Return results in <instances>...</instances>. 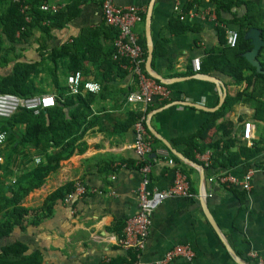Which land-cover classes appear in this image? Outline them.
<instances>
[{"label":"crops","instance_id":"crops-1","mask_svg":"<svg viewBox=\"0 0 264 264\" xmlns=\"http://www.w3.org/2000/svg\"><path fill=\"white\" fill-rule=\"evenodd\" d=\"M194 1L183 0L186 15L181 21L194 31L178 35L174 32L178 27L169 28L171 20L177 17L174 0H114L115 5L120 7L145 8L144 22L136 32L146 42V47V19L153 3V49L161 39L166 42L165 55L155 60L152 69L165 80H172V84L167 86L171 91V100L165 106L155 101L148 107L153 111L146 116V125L149 122L182 158L172 154L157 139L153 144L155 153L151 154L148 189H168L173 184L175 168L187 174L192 183L191 197L168 199L155 210L147 245L141 251L140 259L146 264H161L169 250L180 244H189L195 252L192 261L175 259L167 264H255L256 259L264 261V151L249 166L224 169L218 167L221 157L228 151L235 152L238 144L228 149L220 144L219 152L215 154L206 150L215 156L217 164L213 171L229 170L242 175L248 167L260 169L253 176L250 191L238 190L243 193V198H239L240 193L235 194L233 189L208 184L207 176L213 171L202 168L197 154V162L183 155L186 147L183 139L193 135L203 122L222 108L209 113L187 104L211 110L219 104L220 85L226 91V98L246 90L245 84L233 85L222 75H203L213 78L216 81L213 84L199 79L198 75L202 74L192 73V59L202 61L206 52L218 49V22L204 17L212 13L213 8L202 0L186 11L185 5ZM239 1L262 12L264 24V0ZM56 2L69 5L68 0ZM100 5L101 0L79 1L78 16L52 33L53 42L60 48L71 44L86 30H100L92 43L96 59L92 57L83 61L81 70L83 79L97 83L100 89L93 93L95 99L90 104L91 116L86 120V130L73 145L71 155L49 174L42 187L27 196L24 205L37 209L55 190L65 185L73 187L77 182L89 192L82 198L72 197L69 203L59 202L40 224H31L21 233L16 231L17 234L9 239L21 240L30 253H40L44 264H100L124 256L127 253L119 248L117 240L125 220L137 209V191L142 174L138 168V157L131 147L136 132L132 120L135 115L144 114V110L140 106L126 104L125 96L135 89L133 78L128 73L118 74L108 63V56L114 48V30L105 26ZM235 12L237 16H242L244 9ZM257 30L261 31L264 41V30ZM224 31L225 35L236 32V27L226 24ZM17 51H22L21 60L39 61L38 54L29 45L17 47ZM257 59L261 66L263 64V70L264 48ZM3 73L4 70L0 69V74ZM253 115L251 106L242 103L234 105L229 113L216 120L215 126L201 142L213 144L220 141L223 144L229 139L242 138L245 122L254 126L252 142H259L264 137V122L255 120ZM222 124L224 127H220ZM224 131H230L229 138ZM246 146L249 148L247 143ZM250 149H253V143ZM165 151L167 155L163 154ZM168 159L173 161L174 166L169 165ZM208 214L214 220L218 233L212 229Z\"/></svg>","mask_w":264,"mask_h":264},{"label":"trees","instance_id":"trees-1","mask_svg":"<svg viewBox=\"0 0 264 264\" xmlns=\"http://www.w3.org/2000/svg\"><path fill=\"white\" fill-rule=\"evenodd\" d=\"M56 1L19 0V3H13L12 0H0V69L6 71L0 75V95L10 94L21 98L50 95L39 90L45 88L54 89L55 92V106L42 111L37 116L20 110L9 119H0V133L5 135L3 147L0 149V241L4 242L0 245V264H44L40 253H30L21 240L9 241V239L17 234L16 231L21 233L31 224H40L51 214L55 205L64 202L73 193L72 185H65L51 193L43 205L37 209L24 205L27 196L42 187L49 174L55 172L60 162L71 155L73 145L86 130V120L91 116L90 104L95 99V94L70 96L66 80L71 74L81 72L83 61H88L92 57L96 59L92 51L94 47L92 43L94 37L100 32L99 29L86 30L71 44L60 48L47 50L43 47L44 51L37 52L38 62H20L22 56L16 53L15 47L29 44L31 37L36 33L44 34L50 39L53 31L65 27L78 16L77 7L81 0H68L69 5ZM201 1L187 3L186 11ZM203 1L211 4L215 20L218 22L216 28L218 49L204 54L200 74L225 76L232 81L233 85L245 84L246 90L234 97H227L218 112L203 122L193 135L183 139L186 146L183 155L197 162V153L211 150L215 154L219 152L220 144L228 149L236 143L237 150L228 151L222 156L218 167L226 169L249 166L264 151V137L259 142L253 141V149L248 148L245 141L239 137L229 139L223 144L220 141L213 144H204L201 141L215 126L216 120L224 117L238 103L251 106L254 109V119L264 122V73L257 72L243 57V54L251 51L249 41L243 36L250 29L264 30L263 14L254 10L250 4L239 0ZM44 4H56L63 9L51 15L41 11L40 8ZM23 8L27 9L22 12ZM242 8L244 14L237 16L235 11ZM26 18L30 19L29 23L26 22ZM226 24L236 27L237 42L234 48L227 47L224 31ZM174 26L178 27V30L174 31L178 35L194 31L178 17L171 20L169 24V28ZM112 30H114L115 38L116 31L113 28ZM140 43L147 56L146 42L140 38ZM165 44L166 42L161 39L154 46L152 66L158 57L165 55ZM114 52L115 47L108 56L110 57L108 63L118 74L124 75L127 71L122 68L121 63L113 59ZM83 81L86 82L84 79ZM152 111L148 108L145 114L135 115L133 124ZM224 135L229 138L230 131H224ZM156 141L157 139L153 137V144ZM6 147L9 148L10 155L3 159V148ZM18 156H22L20 165L15 164ZM25 156L28 157L27 160L23 159ZM36 158L37 163H35ZM174 158L179 161L176 157ZM211 159L213 170L217 163L214 155ZM147 160L152 161L151 155L147 157ZM140 166L141 164L138 168ZM233 192L237 195L240 193L239 198L244 197L243 193L236 189H233ZM121 235L122 231L119 237ZM140 256V250H132L124 256L100 264H135Z\"/></svg>","mask_w":264,"mask_h":264},{"label":"built area","instance_id":"built-area-1","mask_svg":"<svg viewBox=\"0 0 264 264\" xmlns=\"http://www.w3.org/2000/svg\"><path fill=\"white\" fill-rule=\"evenodd\" d=\"M12 1L13 3H19V0ZM174 1L176 15L180 21H184L186 13L183 0ZM26 9L23 8L22 12ZM40 9L44 13L55 15L63 7L56 4H44ZM100 9L104 24L116 31L113 40L115 47L113 59L121 63L122 68L127 71L135 83V89L125 96L126 104L142 107L145 114L148 107L155 101L159 104L168 103L171 100L169 88L152 79L145 71L147 56H145L140 37L136 32L137 27L144 22L145 8L141 6L120 7L115 5L114 0H101ZM204 17L212 21L215 20L213 12L207 13ZM26 22L29 23L30 19L26 18ZM226 41L228 48H234L237 42V33L227 32ZM191 69L193 74H200V59L194 58L191 60ZM66 87L70 96L93 94L100 89L97 83L84 82L81 72L71 74L66 80ZM54 106L55 97L53 95L21 98L10 94H2L0 95V119H9L20 110L31 112L34 116H37L42 111L51 109ZM134 127L136 131L135 140L131 147L138 157V165L141 164L139 170L142 174V181L137 191L136 212L125 220L122 235L117 240V245L125 253L132 250L143 251L146 248L153 214L164 201L176 197L192 196L190 178L178 168L174 169V181L168 189L161 191L148 189L151 163L147 160V157L155 153L153 137L147 128L145 115L134 124ZM253 129L252 123H244L242 139L249 145V148H252ZM4 139V133H0V148L3 146ZM163 154L167 155V152L165 151ZM197 157L202 162L203 169L212 170V159L209 151L197 153ZM37 162L38 159H35V163ZM168 163L174 166L171 159H168ZM259 170L257 167H248L242 175L229 170L213 171L207 176L206 182L223 189L248 192L251 190L253 176ZM73 189V193L65 199L64 203H69L72 197L82 198L89 192L80 182L75 183ZM251 257L253 258V256ZM194 258L193 248L189 244H180L166 253L161 264H167L175 259H184L190 262ZM135 264L146 263L139 259ZM255 264H264V261L256 259Z\"/></svg>","mask_w":264,"mask_h":264},{"label":"water","instance_id":"water-1","mask_svg":"<svg viewBox=\"0 0 264 264\" xmlns=\"http://www.w3.org/2000/svg\"><path fill=\"white\" fill-rule=\"evenodd\" d=\"M154 3V1H153ZM153 3L150 6V10L148 12L147 15V19H146V36H147V59H146V63H145V71L148 74V76H150L152 79L156 80L157 82L168 86L170 84H172V80H165L164 78H162L161 76H159L157 73H155L152 69V59H153V43H152V30H151V23H152V8H153ZM243 38L247 41H249V45L252 47L251 51L243 54V57L246 59V61L256 69L257 72H262L264 73V71L262 70V66L258 61V56L261 52V50L264 48V41L261 39V31H258L257 29H250L247 32H245ZM198 78L201 80H205L208 82H211L213 84L216 83V81L213 78H208L205 77L203 75H198ZM219 92H220V100H219V104L215 109H205L202 106H197V105H192V104H187V106L189 107H193L195 109L201 110L203 112H215L218 109H220L222 107V105L224 104L225 98H226V91L225 89L220 85L219 88ZM155 114V113H154ZM150 115V119L151 117L154 115ZM149 132L151 133V135L155 138L158 139L159 141H161L162 143H164V145L167 147V149L174 154L176 157L182 158L181 154L179 152H177L172 146L171 144L166 141L164 138H162L150 125V123L148 122V126H147ZM154 155V154H153ZM209 222L211 223V227L212 229L218 233V230L216 228L215 223L213 222L214 220L212 219V217L208 214L207 215ZM227 250L229 251V253L235 258V254L232 252V250L228 247ZM237 260V259H236ZM239 262V261H238ZM238 264H241L240 262Z\"/></svg>","mask_w":264,"mask_h":264},{"label":"rangeland","instance_id":"rangeland-1","mask_svg":"<svg viewBox=\"0 0 264 264\" xmlns=\"http://www.w3.org/2000/svg\"><path fill=\"white\" fill-rule=\"evenodd\" d=\"M53 33V32H52ZM51 33V36H50V39H48L44 34L41 35V33H36L33 37H31L30 39V43L29 44H25V45H29L31 49H33L36 53L37 52H42L44 51V48H47V50H50V49H54V48H58L56 47V42H53L54 40V36L53 34ZM23 45H17L15 47L16 49V53L18 52V54H21L22 56V51H17V47H21ZM44 47V48H43ZM20 62H26L28 63L29 61L28 60H21ZM6 71H4L5 73ZM0 75H3V74H0ZM40 91H44V92H47L49 93L50 95H53L55 96V92H54V89H51V88H45L44 90H41L39 89ZM3 147V146H2ZM2 147L0 149H2ZM4 149V153H3V156L2 158H6V156L8 157V155H10V152L8 151V147L6 148H3ZM25 158V160H27V156L23 157V159ZM37 159V158H36ZM0 162H1V158H0ZM22 162V156H18L16 159H15V164L16 165H20ZM1 244H4L3 241H0V245Z\"/></svg>","mask_w":264,"mask_h":264}]
</instances>
